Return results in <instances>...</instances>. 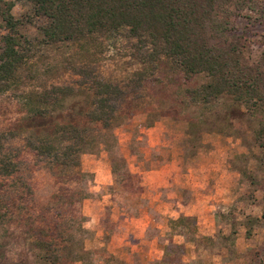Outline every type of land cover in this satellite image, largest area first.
<instances>
[{
  "label": "rangeland",
  "instance_id": "374dc122",
  "mask_svg": "<svg viewBox=\"0 0 264 264\" xmlns=\"http://www.w3.org/2000/svg\"><path fill=\"white\" fill-rule=\"evenodd\" d=\"M3 1L13 3L16 24L11 29L0 17V52L3 36L12 35L23 61L10 81H0V264H264V110L230 94L196 99L191 90L208 76L187 77L162 55L148 60L151 45L127 27L47 44L40 28L48 20L32 3ZM237 21L243 50L255 60L264 25ZM93 78L121 88L108 129L82 116L92 108ZM53 85L73 86L78 95L33 113L28 97ZM67 123L85 128L84 142L67 138L60 128ZM43 143L53 150L43 151ZM160 167L158 187L141 185L143 173ZM191 168L198 169L189 178L196 189L180 191L195 205L185 216L196 227L181 234L151 200L160 191L171 198L170 183ZM106 173L108 183L94 181ZM144 212L151 220L138 238L142 223L130 219ZM200 224L213 236L201 234ZM113 236L131 243L111 251Z\"/></svg>",
  "mask_w": 264,
  "mask_h": 264
},
{
  "label": "trees",
  "instance_id": "16d2710c",
  "mask_svg": "<svg viewBox=\"0 0 264 264\" xmlns=\"http://www.w3.org/2000/svg\"><path fill=\"white\" fill-rule=\"evenodd\" d=\"M27 1L34 5L38 15L48 20L40 28L47 44L78 41L94 33H107L127 27L130 35L151 45L148 60H155L162 55L187 77L201 73L208 76L206 83L191 90L196 99L207 103L230 94L237 103H253L251 105L264 110V50L255 60L245 54V40L243 33L238 32L237 25L239 18L264 25V6H256V0ZM12 5L11 1L0 0V17L9 28L14 29L16 20L10 12ZM3 44L0 52V81L8 82L23 57L17 50L18 41L14 36L4 35ZM91 88L92 108L82 112L84 121L108 129L114 117L111 100L119 96L121 88L118 84L97 78L91 80ZM78 91L70 85H53L32 93L28 100L33 113L42 115L48 106H61L64 100L78 95ZM60 128L64 129L68 139L84 142L85 128L76 123H67ZM258 133L260 138L264 137V127ZM39 147L43 151L53 150L49 143ZM74 163L79 164L75 158ZM169 222L170 230L181 231V234L185 230L193 231L196 227L192 218L185 215L169 219ZM179 246L182 247L181 244H175L174 247ZM168 251L169 246H166L163 253L165 257ZM76 258L81 259L82 255L74 256ZM118 263L123 264L120 261Z\"/></svg>",
  "mask_w": 264,
  "mask_h": 264
},
{
  "label": "crops",
  "instance_id": "0c3cea01",
  "mask_svg": "<svg viewBox=\"0 0 264 264\" xmlns=\"http://www.w3.org/2000/svg\"><path fill=\"white\" fill-rule=\"evenodd\" d=\"M195 158H197V156H195ZM196 160L197 159L193 158V159H188L186 162H189V164L193 165L192 163L194 162V164H195ZM165 171H166V167H160V168L151 169V170L143 173V175H142L143 181L141 182V185L146 186L147 189L148 188L150 189V187L152 189L155 186L158 187L159 186L158 182H156L153 178L159 176L160 174H164ZM190 171H191L190 174H185V175L181 176L180 178L175 179L174 182L170 183V185H173V188H171V189L169 188L171 190V194L173 193L170 196L171 198L165 199L164 196L161 194L163 191H160L155 195L153 200H151L153 205H155V208L158 210V212H161V213H164L165 211L170 212L168 214L170 219H175L179 215H182V214L188 215V214H191L193 212L191 209H194L195 205H194V207H192L186 201H184L183 196L181 195L182 193L180 191L181 187L182 188H189L191 190L196 189L194 187L195 184L191 183L189 178L191 176H193V173H197L198 169H192L191 168ZM108 176H109L108 173H106L104 175L103 180L101 179L100 176H95L94 181H99V183H100V180H101L103 183H108V181L110 180V178H109L110 176L109 177ZM100 185H102V184H98L97 187H100ZM193 194L196 195L197 191L193 192ZM150 220H151L150 215L148 213H145V212L143 213L141 218L131 217L130 223H132V225L138 226L140 222L142 223L141 228L139 227L138 229H135V231H137L136 235L138 238L144 236L145 229L149 225ZM95 224H96V218H92L88 221L89 226L94 227ZM199 229L202 232L201 234L213 236V234L210 230L211 228L209 227L208 224H207V228H205L203 226V224H200ZM116 239L117 238L115 236H113L107 242L106 246L109 250L113 251L116 247H120L121 245H123L125 243H131V239L127 238V236L119 237L117 242H116ZM133 246H135L134 243H133Z\"/></svg>",
  "mask_w": 264,
  "mask_h": 264
}]
</instances>
